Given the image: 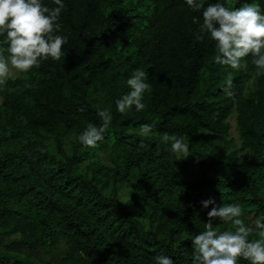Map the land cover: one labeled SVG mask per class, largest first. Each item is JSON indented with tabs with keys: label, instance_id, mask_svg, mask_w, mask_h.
Instances as JSON below:
<instances>
[{
	"label": "trees",
	"instance_id": "16d2710c",
	"mask_svg": "<svg viewBox=\"0 0 264 264\" xmlns=\"http://www.w3.org/2000/svg\"><path fill=\"white\" fill-rule=\"evenodd\" d=\"M64 3L61 60L0 85V264H154L158 254L191 264L209 198L239 204L248 239H260L264 75L251 56L239 69L218 64L201 13L184 0ZM248 3L264 12V0ZM137 69L150 85L144 108L119 113ZM101 105L113 120L84 146L77 137L99 125ZM144 124L150 133L138 134ZM164 135L182 138L188 153H172ZM212 227L237 226L217 218Z\"/></svg>",
	"mask_w": 264,
	"mask_h": 264
},
{
	"label": "clouds",
	"instance_id": "9594fccd",
	"mask_svg": "<svg viewBox=\"0 0 264 264\" xmlns=\"http://www.w3.org/2000/svg\"><path fill=\"white\" fill-rule=\"evenodd\" d=\"M184 2L191 11L201 13L199 28L214 41L219 53L216 57L218 64L239 69L246 66V62L242 63L243 58L251 56L256 74L264 75V12L258 4L244 0L241 7L230 8L224 0ZM51 4L50 7L45 0H0V37L6 45L0 48V85L12 77L13 69L27 73L33 67H39L42 61H59L64 56L62 46L69 38L60 34V18L65 3L64 0H51ZM126 85L129 91L115 101L116 111L125 113L133 108L141 111L144 94L150 87L146 72L135 70L127 78ZM96 115L99 125L88 122L77 137L84 146L95 147L113 120L110 107L98 106ZM150 131L151 125L144 124L138 134L147 135ZM162 139L170 141V151L178 156L189 151V144L182 138L164 135ZM209 205L212 207L207 212L205 230L191 237V264H237L240 257L249 264H264V235L260 239H248L252 228L239 218L240 205L219 206L212 198L202 201L204 208ZM217 218L233 222L237 227L234 231L218 232L212 227ZM257 226L264 228L260 222ZM154 264H175V261L170 255L158 254Z\"/></svg>",
	"mask_w": 264,
	"mask_h": 264
},
{
	"label": "rangeland",
	"instance_id": "374dc122",
	"mask_svg": "<svg viewBox=\"0 0 264 264\" xmlns=\"http://www.w3.org/2000/svg\"><path fill=\"white\" fill-rule=\"evenodd\" d=\"M19 73L20 72L18 70L13 69L12 70V77L18 75ZM231 122L233 123L232 134L237 137L238 136V132H237V128H236L235 118L234 117L231 118Z\"/></svg>",
	"mask_w": 264,
	"mask_h": 264
}]
</instances>
